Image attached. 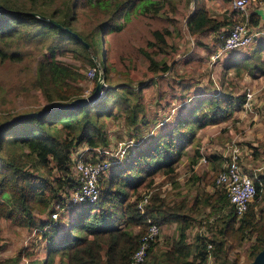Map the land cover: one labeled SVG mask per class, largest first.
Returning <instances> with one entry per match:
<instances>
[{"label":"trees","instance_id":"trees-1","mask_svg":"<svg viewBox=\"0 0 264 264\" xmlns=\"http://www.w3.org/2000/svg\"><path fill=\"white\" fill-rule=\"evenodd\" d=\"M50 1L0 0V60L18 59L22 55V45L39 37L46 39L40 44L50 55L44 54L36 59L32 76V85L41 90L46 100L42 109L69 104L82 93L80 78L83 74L71 63L58 59L57 51L69 45L70 51L78 52L83 60L94 64L92 55L104 45V38L106 44L108 34L123 29V19L128 20L130 14L137 11L143 17L149 15L146 18L150 20L164 8L157 0H63V8H50ZM230 1L220 0V4L236 17ZM207 2L192 0V10L183 14L186 32L193 42L187 64L202 61V49L210 53L215 51L219 45L217 36L228 32L231 16L225 14L218 19L211 15ZM78 15L82 18L76 27L73 22L78 20ZM260 19V13L252 11L247 21L249 25L257 26ZM262 24L264 26V21ZM165 34L164 25L152 27L147 37L148 50L141 48L148 70L164 72L170 69L165 59L155 58L168 47ZM209 34L211 41H205ZM253 42L227 62L223 72L233 69L238 74L240 66H246L249 71L258 67L263 73L264 61L253 65L250 60L254 56L261 59L257 53L259 48L252 47ZM257 42L261 46L259 51L263 50L264 44ZM107 58L108 52L102 47L100 59L109 85L100 97L86 104L57 107L22 118L0 132V253L7 249L2 234V223L7 221L29 230L35 229L37 235L46 238V256L42 263L53 262L54 255L59 254V264H131V256L150 219L160 226L176 222L178 234L165 250L155 249L157 239L151 242L143 264H195L197 260V264H206L209 255L213 257L212 264H238L237 257L229 256V250L246 239L250 240L247 249L250 262L264 245V209L258 213L256 208L264 198L262 172L251 173L255 193L239 216L229 205L225 191L214 184L213 176L223 161L222 155L215 153L208 155L211 165L203 179L205 184L212 186V192L206 191L201 196L196 193L190 200L169 203L154 190L143 209L137 207L139 200L152 187L157 173L174 175L176 163L187 153L197 131L227 120L234 108L242 106L245 94L236 91L234 83L232 86L223 84L216 93L201 95L192 101L183 115L169 120L171 115L162 113L161 116H167L168 120L159 124L161 119L156 117L157 113L151 120L147 119L142 101L144 92L151 90V82L139 81L136 86L129 81L111 84L112 80L107 76ZM187 86V83L183 84V89L187 90ZM163 92L160 90L157 95ZM167 104L163 102L161 107ZM117 117H122L128 127L133 144L126 148L123 158L111 166L109 175L103 173L100 176L99 195L94 202H68L63 194H68L77 185L72 172V153L86 146L83 156L92 160L96 155L100 159L110 158L102 149L110 144L108 119ZM150 125L156 130H148L147 139L144 129ZM198 157V148L195 147L191 166ZM190 178L193 182L199 176ZM57 201L62 212L67 211L71 216L66 224L58 223L59 220L54 222L51 218L52 207ZM205 204L214 211L220 210L217 226L213 228L209 224L211 236L196 234L194 240L189 241L187 229L192 214ZM82 205L85 209L78 211L77 207ZM57 224H63L65 230L55 236ZM29 253L17 249L12 256L0 257V264H22L21 260Z\"/></svg>","mask_w":264,"mask_h":264},{"label":"rangeland","instance_id":"rangeland-1","mask_svg":"<svg viewBox=\"0 0 264 264\" xmlns=\"http://www.w3.org/2000/svg\"><path fill=\"white\" fill-rule=\"evenodd\" d=\"M157 1L162 3L164 8L157 13L155 18L149 20L146 18L149 15L143 17L135 11L130 14L128 20L123 19L124 27L120 32L108 34L106 44L104 38V45H100V49L104 47L108 52L107 67L109 72L107 76L108 79L112 80L111 84L123 81L124 83L131 82L133 86H136L139 81L143 83L151 82V90L144 92L142 101L146 106L147 119L151 120L153 115L157 113L156 117L161 119H159L160 124L167 119L168 113L171 115L168 117L169 120L183 115V112L190 108L192 101L198 99L201 95L216 93L223 84L232 86L234 83L235 90L244 94L251 89L253 97L251 101L249 100L250 107L249 105L247 108L238 106L234 108L232 115L227 120L198 130L191 145L187 148V153L182 155L176 163L174 175L157 173L152 187L146 193L150 195L152 191L157 190L160 195L166 197L169 203H174L180 199L190 200L196 193L201 196L206 191L212 192V186L205 184L203 180L204 173H207L211 165L208 155L215 153L223 157L220 168L213 176L215 180L217 173L225 163L226 156L233 148L238 150L239 162L243 170L253 180L251 173H264V72L261 73L258 67H253L249 71L250 68L246 66H240L238 74L233 69L223 72L227 62L237 57L242 53V50H246L249 46L223 53L218 57L213 55L215 51L210 53V51L207 52L202 49L200 52L203 57L202 61L199 59L198 62L187 64L186 61L191 59V57H188L193 42L192 37L186 32V17L184 18L183 14L192 10V0ZM48 5L50 8L64 7L63 0H51ZM207 7L210 14L218 19H222L225 14L227 17L231 16L227 28L234 21H244V15L236 14V17H233L230 9H224L220 4V0H208ZM230 8L232 9L231 1ZM80 18L82 16L78 15V20L73 22L76 27L80 25L78 23ZM162 25L167 30L165 38L168 47L165 52L156 54L155 58L165 59L170 65V69L164 72L151 71L147 69L148 62L141 48L147 49V37L150 36L151 28L154 26L162 27ZM217 37L219 38V44L221 38ZM210 38L211 35L209 34L205 37V41H211ZM42 39V37H39L22 45L20 47L22 55L18 59L4 58L5 60H0L1 122L4 121L3 118L9 120L26 112L40 110L46 105L41 90L32 85L36 59L42 58L44 54L47 57L50 55L49 53L46 54V47L40 44ZM43 40L46 41V39ZM253 41L252 47L259 49L261 46L256 44L257 41L264 44L263 38H255ZM139 48L141 51H139ZM100 49L96 55H92L94 64L83 60L82 55L78 52L70 51L69 45H65L61 49L62 51L56 52L58 59L71 63L83 74L80 78L82 88L80 97L93 95L98 87H100L99 89H106L109 85L102 69ZM259 49L257 53H259L261 59H255V56L251 57L250 60L253 65L264 61V49L261 51ZM196 59L198 58L196 57ZM92 66H96V70L93 74H90L89 69ZM185 83L188 85L187 90L183 89ZM160 90L164 92L162 95H157ZM177 97L181 98L178 99ZM95 98L92 100H95ZM184 99L186 100L183 103ZM163 102L168 103L164 108L161 107ZM159 106L161 107L160 110H158ZM162 113L164 115L167 113V116H161ZM154 129L155 127L150 125L147 129H144V133L147 134L148 130L153 132L156 130ZM108 131L110 144L107 148H109V151L111 149L114 152L121 142L129 139V129L124 124L122 117L108 119ZM195 147L198 148L200 157H206V162L200 161L197 163L198 157L197 161L191 166L190 159ZM110 168L105 170V176L109 175ZM193 175H198L199 178L192 182L190 177ZM256 208L258 213L260 209H264V198L256 205ZM80 209H85V205L77 207L78 211ZM61 212L58 216V223L66 224L71 216L67 211ZM192 215L193 218L187 229V239L189 241H193L196 234L211 236L212 230L209 228V224L216 228L221 212L218 209L214 211L210 205L205 204L202 205L200 211ZM57 229L58 232H54L55 236L65 230L63 224H57ZM159 232L158 245L155 249L165 250L171 246L173 239L177 236L178 225L176 222L161 224ZM2 234L6 240L7 249L0 253V257L12 256L17 249H22L30 252L21 260L22 264H59V254L54 255L53 262L42 263L46 256V238L37 235L35 229L29 230L26 227L4 221L2 223ZM249 243V239L243 240L239 246L229 250V256L237 257L238 264H248L247 249ZM212 263L213 257L209 255L206 264Z\"/></svg>","mask_w":264,"mask_h":264},{"label":"built area","instance_id":"built-area-1","mask_svg":"<svg viewBox=\"0 0 264 264\" xmlns=\"http://www.w3.org/2000/svg\"><path fill=\"white\" fill-rule=\"evenodd\" d=\"M231 5L236 14L245 16L244 21H234L228 28V32L226 34L223 32L219 34L221 41L213 54L216 57L229 51L247 47L249 43L253 41L255 35L264 32L249 25L247 21L248 15H245L250 8H261L264 12V0H231ZM95 70L96 66H92V68L89 69L90 74H93ZM103 90L104 88L98 89V93L95 97H100ZM252 95L253 91L251 89L246 91L242 107L245 106V108H247L249 100L251 101L253 97ZM131 144H133V140L128 139L121 142L120 146L116 148L114 152L111 149L109 151V148L102 149V152L105 154H109L111 152L109 154L110 158L108 159H100L96 155V159L92 160L89 156H83L82 151L85 149L87 150L86 146L74 151L71 156L72 172L76 178L77 185L76 187L70 189L68 194H63L68 202L74 204L94 202L99 195L98 183L100 176L105 173V170L110 168L112 164L123 158L126 148ZM226 157L225 163H223L224 165H222V168L217 173L214 182L219 189L225 191L229 205L235 209L237 215L239 216L243 214V212L247 209L249 202L252 200L255 193V187L253 180L243 170L239 162L238 150L236 148L230 149V153ZM198 160V162H206V157L199 156ZM148 197L149 193H145L137 203V207L140 210L143 209ZM62 209L63 208L58 201L54 203L50 213L54 222L58 220V216ZM159 230L160 225L148 219L146 230L141 235L140 243L131 256V264L144 263L147 255V249L149 248L151 242L158 239L160 234Z\"/></svg>","mask_w":264,"mask_h":264},{"label":"water","instance_id":"water-1","mask_svg":"<svg viewBox=\"0 0 264 264\" xmlns=\"http://www.w3.org/2000/svg\"><path fill=\"white\" fill-rule=\"evenodd\" d=\"M53 23L61 26L60 24H58L55 20H51ZM75 37H77L79 40H82L81 37H79L77 34L73 33ZM86 44V42H84ZM98 89L99 87L96 89V92L93 94V95H89L88 97H80V98H77L73 101H71L69 104H65V105H53V106H50V107H47V108H44L42 110H39V111H31V112H27V113H24V114H21L19 116H16L12 119H9V120H6V121H3L0 123V132L2 131V129L6 126H8L9 124L17 121V120H20L22 118H25V117H29V116H33V115H37V114H40L41 112H44V111H47V110H50V109H53V108H59V107H69V106H75V105H81V104H86L89 100H92L94 99V97L97 95L98 93ZM248 264H264V245L263 247L261 248V250H259L257 252V254L254 256V258L248 263Z\"/></svg>","mask_w":264,"mask_h":264},{"label":"crops","instance_id":"crops-1","mask_svg":"<svg viewBox=\"0 0 264 264\" xmlns=\"http://www.w3.org/2000/svg\"><path fill=\"white\" fill-rule=\"evenodd\" d=\"M255 10H256V11H255ZM252 11L258 12V13H260V15H261L260 23H259L257 26H253V27H255V29H260V30L264 31V26H263V24H262L263 21H264V12L262 11L261 8H252V9L250 8V9L246 12L245 15H249V13H251ZM255 38H263V39H264V32L255 35L254 38H253V40H254ZM245 48H246V47H245ZM240 49H242V48H240ZM240 107H241V106H240ZM198 161H199V160H198ZM198 161H197V163H199Z\"/></svg>","mask_w":264,"mask_h":264}]
</instances>
